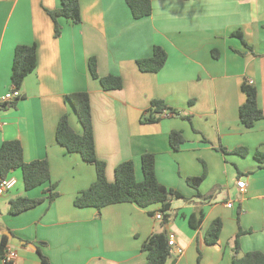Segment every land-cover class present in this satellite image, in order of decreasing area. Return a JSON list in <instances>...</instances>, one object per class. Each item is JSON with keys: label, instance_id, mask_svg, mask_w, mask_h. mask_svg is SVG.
<instances>
[{"label": "crops", "instance_id": "1", "mask_svg": "<svg viewBox=\"0 0 264 264\" xmlns=\"http://www.w3.org/2000/svg\"><path fill=\"white\" fill-rule=\"evenodd\" d=\"M79 4L81 21L59 16L55 37L46 9L58 8L60 0H0V97L12 89L15 46L34 44L37 58L15 107L0 101V145L18 140L24 160L45 159L50 172L49 181L25 190L15 169L9 174L15 184L0 194V245L6 236L16 251L12 264H47L39 253L48 264H145L142 242L163 230L175 239L167 264H233L240 228L247 231L239 236L240 254L264 253V162L254 157L256 150L264 154V118L248 128L238 117L244 80L256 87L264 113V0H151V13L140 18L132 16L126 0ZM154 45L165 50L166 62L157 72H142L136 60L151 56ZM91 56L99 76L121 77L120 89H102L90 75ZM78 90L90 95L95 151L107 180L113 181L115 167L128 159L141 180V154L151 152L158 181L184 196L171 200L173 215L165 225L154 217L159 204L74 205L76 194L95 180V167L68 153L55 131L64 113L72 129L82 131L65 98ZM152 99L190 118L168 113L157 122H142ZM173 129L184 137L178 150L169 143ZM242 147L244 155L232 151ZM201 175L197 188L186 182ZM238 179L245 181L244 189ZM52 183L57 195L49 201ZM17 196L43 199L12 214L9 202ZM199 210L203 217L194 227L189 216ZM216 218L220 234L208 244L205 232Z\"/></svg>", "mask_w": 264, "mask_h": 264}, {"label": "trees", "instance_id": "2", "mask_svg": "<svg viewBox=\"0 0 264 264\" xmlns=\"http://www.w3.org/2000/svg\"><path fill=\"white\" fill-rule=\"evenodd\" d=\"M131 14L134 18H140L151 13V0H126ZM54 22V36L60 34V25L57 21L59 16L70 19L73 23L81 21L79 0H60V6L56 9H46ZM167 54L165 50L154 45L152 55L149 57L138 58L137 67L142 72H157L165 64ZM37 63L36 46L34 44H19L14 48L13 62L11 70L12 88L19 90L26 75L31 73ZM88 69L93 78H97L102 89L112 90L122 87V79L118 75L108 74L99 76L96 70V59L91 56L88 59ZM241 89L245 95L244 102L238 108V117L246 127H252L254 123L264 118V113L257 103L256 87L248 80L241 83ZM20 95L12 101L1 102L3 107H15ZM67 102L74 110L76 117L81 125L82 131L75 132L69 124L68 114L64 113L57 122L55 137L56 141L65 148L68 153H78L82 159L94 165L96 171L95 180L85 189L79 191L73 203L77 207H94L100 209L103 206L131 202L139 207L146 208L152 204H159L158 211L161 212V224L165 225L171 219L173 213L170 206L174 198L184 197L182 194L161 184L156 178L154 169V154L144 152L141 154L142 179L137 180L134 172V163L131 159L122 161L114 169V180L108 181L105 175V163L96 156L94 134L92 127V117L90 109V95L86 90H78L65 95ZM174 114L181 118L189 119L188 114L170 108L162 99H152L150 106L142 115L141 121L145 123L157 122L164 115ZM206 141V140H205ZM184 142V137L180 130H171L169 133V143L174 150H178ZM223 153L227 150L219 147ZM232 151L244 155L247 152L245 147L235 148ZM254 157L264 162V154L259 151L254 152ZM19 169L23 188L32 189L50 180L49 166L45 159H35L25 161L23 149L18 140L4 141L0 145V178H7L9 174ZM201 176H189L186 178L188 185L197 188L203 179ZM55 184L49 186L48 199L52 201L57 192L54 190ZM43 197L29 198L27 196H17L10 200L9 211L12 214L29 209L39 202ZM203 213L201 210L194 211L189 216V223L198 226L201 223ZM222 227L221 220L214 219L205 232V241L208 244L215 243L219 237ZM247 231L238 230L233 239L231 258L233 264H264V253L260 250L246 251L240 254L239 236ZM168 234L163 231H154L142 242L141 250L146 253L145 264H167L171 256V247L167 244ZM8 243L6 236L2 237L0 245V256L4 257L5 246ZM42 261L48 264L44 255L39 253ZM4 264H12L6 261Z\"/></svg>", "mask_w": 264, "mask_h": 264}, {"label": "built area", "instance_id": "3", "mask_svg": "<svg viewBox=\"0 0 264 264\" xmlns=\"http://www.w3.org/2000/svg\"><path fill=\"white\" fill-rule=\"evenodd\" d=\"M19 95H20L19 90L12 88L0 97V101L1 102L12 101L15 98H17ZM164 115H167L166 111H164ZM1 126H2V122L0 121V127ZM15 182L16 180L13 177L0 178V194H3L4 192L12 188ZM236 184L240 189H244L246 187V183L243 179H238ZM227 205L230 206L231 204L227 203ZM154 217L156 219H161V212L160 211L155 212ZM167 244L171 247V249L175 247V239L172 233L168 234ZM176 252L181 253L182 249L176 248ZM15 257H16V251L10 245L7 244L5 246V251H4V257H3L4 262L6 261L12 262L15 259Z\"/></svg>", "mask_w": 264, "mask_h": 264}, {"label": "water", "instance_id": "4", "mask_svg": "<svg viewBox=\"0 0 264 264\" xmlns=\"http://www.w3.org/2000/svg\"><path fill=\"white\" fill-rule=\"evenodd\" d=\"M9 236L11 237V234H9ZM12 242L18 244L20 243V240L18 238L12 237Z\"/></svg>", "mask_w": 264, "mask_h": 264}]
</instances>
